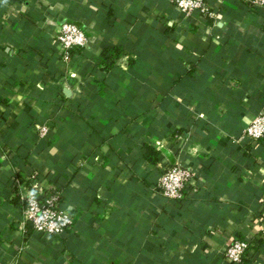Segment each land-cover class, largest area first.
Returning <instances> with one entry per match:
<instances>
[{"label":"crops","instance_id":"obj_1","mask_svg":"<svg viewBox=\"0 0 264 264\" xmlns=\"http://www.w3.org/2000/svg\"><path fill=\"white\" fill-rule=\"evenodd\" d=\"M209 2L213 17L172 0H0V264H264V137L244 135L264 109V12ZM62 20L87 37L66 60ZM173 161L194 184L171 202L155 184ZM33 180L62 187V233L24 219ZM234 238L250 242L239 263L223 253Z\"/></svg>","mask_w":264,"mask_h":264},{"label":"built area","instance_id":"obj_2","mask_svg":"<svg viewBox=\"0 0 264 264\" xmlns=\"http://www.w3.org/2000/svg\"><path fill=\"white\" fill-rule=\"evenodd\" d=\"M175 6L187 15L197 12L206 17H213L214 10L209 0H172ZM249 5L262 9L264 0H246ZM55 38L58 42L62 59L66 60L71 52L87 43L84 30L70 20L60 21ZM49 126L43 124L38 132L44 134ZM244 135L251 140L264 137V109L259 110L244 128ZM193 170L191 166L173 161L161 170L155 184V189L169 201L181 199L190 185H193ZM63 199L62 187L40 185L37 180L30 183V188L22 196L23 216L31 224L33 231L44 236L62 233L72 223V217L60 208ZM264 233V228H261ZM250 248V242L234 238L224 248V257L231 263H239Z\"/></svg>","mask_w":264,"mask_h":264},{"label":"trees","instance_id":"obj_3","mask_svg":"<svg viewBox=\"0 0 264 264\" xmlns=\"http://www.w3.org/2000/svg\"><path fill=\"white\" fill-rule=\"evenodd\" d=\"M106 57H110V54L108 53V55H106ZM145 149H146V155H147V157L149 158L150 161H154V160L157 159V157H156L157 156V151L155 149H153L152 147L146 146V145H145Z\"/></svg>","mask_w":264,"mask_h":264}]
</instances>
